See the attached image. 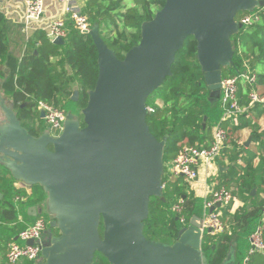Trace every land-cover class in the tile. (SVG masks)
Masks as SVG:
<instances>
[{"label":"water","instance_id":"obj_1","mask_svg":"<svg viewBox=\"0 0 264 264\" xmlns=\"http://www.w3.org/2000/svg\"><path fill=\"white\" fill-rule=\"evenodd\" d=\"M258 8L264 0H165L123 60L93 27L88 35L98 52L97 83L82 119L68 114L58 136L31 135L0 91V164L15 181L40 186L54 217L39 264H94L97 253L110 264H209L199 217L173 245L144 234L151 199L163 198L166 146L147 123V101L173 75L176 55L193 37L209 100L219 102L222 70L234 64L232 38L242 29L237 16ZM78 98L76 91L73 100ZM39 113L43 120L44 111ZM233 261L231 252L224 264Z\"/></svg>","mask_w":264,"mask_h":264},{"label":"trees","instance_id":"obj_2","mask_svg":"<svg viewBox=\"0 0 264 264\" xmlns=\"http://www.w3.org/2000/svg\"><path fill=\"white\" fill-rule=\"evenodd\" d=\"M164 5L165 0H86L81 11L91 28L98 26L104 42L123 60L140 43L142 25L153 20ZM259 9H262L259 19L232 38L234 64L222 70L223 80H237L238 104L242 113L225 119L229 107L222 99L210 102V92L204 83L197 60V43L193 37L186 40L184 48L176 55L173 75L147 101V107L153 110L147 117L150 130L159 141L166 140L163 198L151 199L149 217L145 222L144 234L151 241L173 245L180 230L188 226L193 217H203L204 203L209 197H196L190 182L172 178L170 166L183 146L209 148L216 126L221 125L227 131V146L216 162L222 166L228 162L229 170L226 173L219 171L221 177L215 190L226 188L232 192L233 198L241 195L253 201V205L246 204L234 215H231L233 202L219 209L227 229L215 236L204 233L202 250L209 264H224L231 252L233 264H264L263 253L250 254V238L254 232L262 228L264 236V199L257 200L259 192H264V133L253 132L255 147L248 149L240 145L235 136L251 125L247 115L253 109H248L253 88L246 77L254 76V87L264 89V8L254 11ZM251 13H240L237 21ZM65 30L64 45L52 43L42 30L34 31L32 37L25 40L23 26L12 23L0 11V91L14 103L23 127L35 137L48 130L44 120L40 119V103L54 106L81 120V112L88 103V93L97 83L98 52L91 36L81 34L70 18L65 20ZM76 91L79 98L74 101ZM259 107L264 109V105H257L256 109ZM253 119L256 120V116ZM256 159L260 160L257 166L254 165ZM238 160L242 164H238ZM5 181L15 180L0 164V184ZM34 187L37 189L36 201H45L47 195L44 190L40 186ZM237 189L238 193L235 192ZM253 190H256L254 196ZM19 196L14 192V198L7 203L11 214L16 212L13 199ZM181 201L185 225L177 220L172 211ZM48 216L51 224L54 217L51 214ZM100 232L103 235V225ZM52 235L58 237L59 230L53 229ZM23 264L38 263L27 261ZM94 264L110 263L97 253Z\"/></svg>","mask_w":264,"mask_h":264},{"label":"built area","instance_id":"obj_3","mask_svg":"<svg viewBox=\"0 0 264 264\" xmlns=\"http://www.w3.org/2000/svg\"><path fill=\"white\" fill-rule=\"evenodd\" d=\"M11 1L16 2L19 0ZM45 1L46 0H22L25 6L21 17L24 30L27 33L42 30L47 34L52 43L57 38L65 39L67 36L65 30L66 19L64 17L47 18ZM57 1L63 6L64 16H67L74 22L75 28L81 34L88 35V32H90L92 28L87 17L82 14L81 9L76 5L77 0ZM261 10L262 9H259L258 11H254L242 17L239 21L242 29H247L256 22L259 19ZM246 79L253 88L256 82L255 77L249 75ZM237 94V80H223L221 99L224 105L229 107L225 119L230 118L232 115L242 113L238 104ZM250 99L252 104L261 101L254 89L252 90ZM40 110H43L45 113L43 120L48 127L47 131L53 136H58L67 120V114L45 103L39 104V111ZM152 112L153 110L149 108V113ZM227 141V131L221 125H218L214 128L213 141L209 148L183 146L170 166L172 178L176 179L182 177L185 181L190 183L196 181L199 177L200 167L214 164L220 157L223 149L227 146ZM17 200L25 201L24 198H17ZM233 200L232 192L226 188H221L219 190L211 189L209 198L206 199L204 203V212L201 218L204 233L210 230L208 233L215 236L226 231L227 227L221 220L222 212L219 211V209L229 206ZM212 209L213 211H211ZM172 211L177 216L178 220L185 225L186 217L184 214L183 201L176 204ZM43 213L44 211H41L38 218L19 233L18 240L23 243L22 245L19 244L18 241H12L8 245L7 264H21L25 259L38 264L42 261V252L44 249L43 242L47 238L46 235L50 225ZM30 241H33V244H29ZM254 253L264 254V236L262 228H258L250 238V254Z\"/></svg>","mask_w":264,"mask_h":264},{"label":"crops","instance_id":"obj_4","mask_svg":"<svg viewBox=\"0 0 264 264\" xmlns=\"http://www.w3.org/2000/svg\"><path fill=\"white\" fill-rule=\"evenodd\" d=\"M85 1L86 0H77L76 5L81 9ZM45 2L47 18H68L67 16H64L63 6L57 0H46ZM24 7V3L20 0L16 2L11 0H0V11L5 14L8 20L16 25L23 26V24L21 23V17ZM33 33L34 32L27 33L23 27L22 34L25 40L30 39ZM7 72L9 71L7 70ZM253 89L258 92L261 101L255 104L250 103L248 109H253L250 111V113H248L247 121L251 122V125L235 135L236 137H238L239 144L244 145L246 149L255 147L252 142L253 132L258 130L259 132L264 133V109L262 107L256 109L257 105H264V89H256L254 86ZM246 110L247 109L243 111ZM258 111L261 112L260 115H258ZM254 116H256V120L253 119ZM259 162L260 160L256 159L254 161V165L257 166ZM238 164H242V162L238 160ZM228 165V162L224 163V166L219 165L218 162H215L210 166L203 165L202 167H200L198 179L190 183L193 194L196 197H202L204 199L206 197H209V193L207 194V192L209 191V187L211 188L212 186H214L212 189H215V186L218 185L219 179L221 177L219 175V171L221 173H226L229 170ZM175 180L185 181V179L182 177L176 178ZM36 190L37 189L34 186H27L24 183L18 181H5L2 183V185L0 184V264H7L8 245L12 241H18V243L22 245L23 243L18 240L19 233L28 225L32 224L38 218L41 211H48L47 198L45 201H36ZM14 192L19 193V195L21 196L16 197L15 200L13 199V203L16 206V212L15 214H11L9 208L7 207V203L8 201L11 202L12 198H14L12 197ZM17 198H24L25 201H18ZM244 198H240V195L234 197L231 208V215H234L239 209L246 206V201ZM239 199H241L243 202ZM247 204L249 205V203ZM36 212L37 215L35 216ZM21 264H23V262H21Z\"/></svg>","mask_w":264,"mask_h":264},{"label":"rangeland","instance_id":"obj_5","mask_svg":"<svg viewBox=\"0 0 264 264\" xmlns=\"http://www.w3.org/2000/svg\"><path fill=\"white\" fill-rule=\"evenodd\" d=\"M4 120V116H3V114L1 113V111H0V122H2ZM217 163V162H216ZM215 185V184H214ZM214 186H212L211 188L209 187V191L207 192V194L211 191V189L213 188ZM235 192L236 193H238L239 191H238V189L237 190H235ZM253 192L256 194V190H253ZM248 194V193H247ZM240 198H241V195H240ZM244 198V197H243ZM245 199V201H246V204L247 203H249V206H252L253 205V201H248L247 200V198H244ZM263 199H264V192L263 191H260L259 192V194L257 195V200L258 201H263ZM239 200H241V199H239ZM242 201V200H241ZM240 201V202H241ZM243 202V201H242ZM50 213L48 212V211H46V212H44L43 213V215H44V217L47 219V220H49L50 218H49V215ZM28 260H23L22 262H27Z\"/></svg>","mask_w":264,"mask_h":264}]
</instances>
